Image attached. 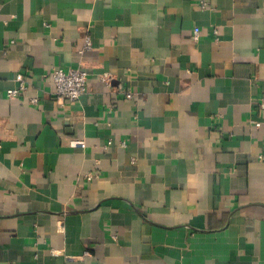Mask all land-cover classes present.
<instances>
[{"label":"crops","instance_id":"0c3cea01","mask_svg":"<svg viewBox=\"0 0 264 264\" xmlns=\"http://www.w3.org/2000/svg\"><path fill=\"white\" fill-rule=\"evenodd\" d=\"M263 95L264 0H0V264H264Z\"/></svg>","mask_w":264,"mask_h":264},{"label":"built area","instance_id":"2783aa9c","mask_svg":"<svg viewBox=\"0 0 264 264\" xmlns=\"http://www.w3.org/2000/svg\"><path fill=\"white\" fill-rule=\"evenodd\" d=\"M200 29L196 28L194 33V38L198 39ZM92 48V42L89 36L85 40V50ZM53 81L55 83L56 91L55 96L58 100L77 102L80 98L87 92L88 87V74L85 70L81 68L70 69L68 71L63 68H57L53 70L51 74ZM19 86L15 89L8 90V95L13 97L20 96L28 88L27 79L23 74H19L16 77ZM131 97V94H128ZM32 103L37 104L38 98H34ZM259 110L264 114V95L259 101ZM74 147H85L86 143L84 140H74L72 142ZM111 144V143H110ZM125 146V143H122ZM93 176H89L88 179L91 180Z\"/></svg>","mask_w":264,"mask_h":264}]
</instances>
